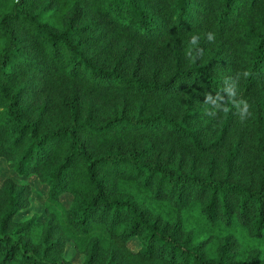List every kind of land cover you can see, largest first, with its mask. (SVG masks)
Listing matches in <instances>:
<instances>
[{
    "label": "trees",
    "instance_id": "obj_1",
    "mask_svg": "<svg viewBox=\"0 0 264 264\" xmlns=\"http://www.w3.org/2000/svg\"><path fill=\"white\" fill-rule=\"evenodd\" d=\"M1 161L0 264H264V0H0Z\"/></svg>",
    "mask_w": 264,
    "mask_h": 264
},
{
    "label": "rangeland",
    "instance_id": "obj_2",
    "mask_svg": "<svg viewBox=\"0 0 264 264\" xmlns=\"http://www.w3.org/2000/svg\"><path fill=\"white\" fill-rule=\"evenodd\" d=\"M8 178H13L18 183H28L33 188L31 207L29 210L23 212L22 215L18 218V220L25 221L29 219L34 213L38 214L43 220L45 218L44 205H45L46 198L48 195V188L40 184L36 178L26 179V178L18 177L15 174V172H13L7 167L5 162L1 161L0 162V186ZM63 202L66 207H69L71 204V197H67V196L64 197ZM129 246L134 251H138L141 248V245L137 240L132 241L129 244ZM66 258L76 263H81L84 260L83 256L75 252L73 245L67 246Z\"/></svg>",
    "mask_w": 264,
    "mask_h": 264
}]
</instances>
